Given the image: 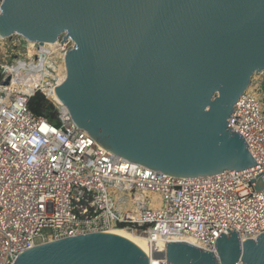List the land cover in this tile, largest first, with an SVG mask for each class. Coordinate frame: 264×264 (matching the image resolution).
Masks as SVG:
<instances>
[{"label":"water","instance_id":"95a60500","mask_svg":"<svg viewBox=\"0 0 264 264\" xmlns=\"http://www.w3.org/2000/svg\"><path fill=\"white\" fill-rule=\"evenodd\" d=\"M0 32L41 44L73 38L58 97L121 158L170 175L256 168L227 122L264 72V0H5ZM263 187L259 179L255 189ZM216 251L178 241L166 256L168 264H264V234H222ZM16 264L150 261L134 244L94 233L38 246Z\"/></svg>","mask_w":264,"mask_h":264},{"label":"built area","instance_id":"2783aa9c","mask_svg":"<svg viewBox=\"0 0 264 264\" xmlns=\"http://www.w3.org/2000/svg\"><path fill=\"white\" fill-rule=\"evenodd\" d=\"M13 36L21 53L0 64V264H16L21 254L50 242L113 227L140 233L151 255L155 246L165 247L161 264H168L170 242L217 256L222 234L235 231L242 241L264 234V187L255 189L259 179L264 184V103L255 93L246 90L238 98L227 126L241 134L256 168L170 175L121 158L71 120L56 91L60 63L76 46L70 35L62 33L48 47ZM46 76L48 86L39 80ZM38 93L53 106L54 120L30 109ZM146 192L161 194L163 206L152 208Z\"/></svg>","mask_w":264,"mask_h":264},{"label":"bare ground","instance_id":"6f19581e","mask_svg":"<svg viewBox=\"0 0 264 264\" xmlns=\"http://www.w3.org/2000/svg\"><path fill=\"white\" fill-rule=\"evenodd\" d=\"M7 35H4L3 36L1 34V32H0V39L6 38ZM45 46L48 47V46H50V44H45ZM60 65H61V68H62L61 69V79L58 82V84H61L63 82V80L67 76V66H66V62L62 60L61 63H60ZM47 76L51 77V74L48 73ZM47 76L46 77H40L39 78L40 81L45 82L44 84L46 86L50 85L51 82H52L51 79L48 78ZM36 80H38V78ZM96 140H97V142H99L103 146L107 147L104 143H101L100 141H98V139H96ZM111 151L114 152L113 150H111ZM107 234L109 236H113V237H116V238H122V239H124V240H126V241H128V242H130L132 244H134L138 248H140L146 255H148V258L153 257L151 259V264H161L160 263V260L165 257V255H164V253H165V247H162L161 248L159 246H155L153 248V253L151 255L150 254V248H149V246L146 243V239L144 238V236H142L140 233H138L136 231H131V230L127 229V228L113 227Z\"/></svg>","mask_w":264,"mask_h":264},{"label":"rangeland","instance_id":"374dc122","mask_svg":"<svg viewBox=\"0 0 264 264\" xmlns=\"http://www.w3.org/2000/svg\"><path fill=\"white\" fill-rule=\"evenodd\" d=\"M5 39V38H4ZM3 40V39H0ZM16 36L11 38H7L6 40L0 41V64H8L14 60L15 56L21 53V49L15 46ZM264 81V72H255L250 80L247 93L256 94L258 98L264 103V93L261 91V84ZM260 84V85H259ZM259 85L257 91L253 87ZM145 196L147 200H151L153 202L152 208H160L163 206V196L159 193L154 192H146ZM132 209L133 208L131 207Z\"/></svg>","mask_w":264,"mask_h":264},{"label":"trees","instance_id":"16d2710c","mask_svg":"<svg viewBox=\"0 0 264 264\" xmlns=\"http://www.w3.org/2000/svg\"><path fill=\"white\" fill-rule=\"evenodd\" d=\"M261 91L264 93V81L261 84ZM29 106L37 115H46L50 120H54L55 113L53 112V106L45 100L43 95L39 93L36 94V96L30 100Z\"/></svg>","mask_w":264,"mask_h":264}]
</instances>
